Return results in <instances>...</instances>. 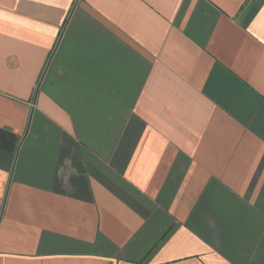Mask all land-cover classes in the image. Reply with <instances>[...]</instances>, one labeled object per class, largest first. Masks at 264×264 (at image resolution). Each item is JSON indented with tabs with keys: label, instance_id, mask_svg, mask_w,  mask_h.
Wrapping results in <instances>:
<instances>
[{
	"label": "crops",
	"instance_id": "0c3cea01",
	"mask_svg": "<svg viewBox=\"0 0 264 264\" xmlns=\"http://www.w3.org/2000/svg\"><path fill=\"white\" fill-rule=\"evenodd\" d=\"M0 264H264V0H0Z\"/></svg>",
	"mask_w": 264,
	"mask_h": 264
}]
</instances>
